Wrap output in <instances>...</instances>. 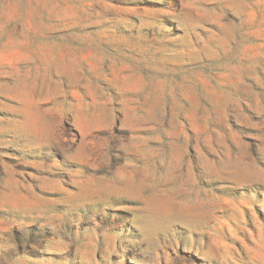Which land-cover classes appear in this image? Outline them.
<instances>
[{
    "label": "rangeland",
    "instance_id": "rangeland-1",
    "mask_svg": "<svg viewBox=\"0 0 264 264\" xmlns=\"http://www.w3.org/2000/svg\"><path fill=\"white\" fill-rule=\"evenodd\" d=\"M0 264H264V0H0Z\"/></svg>",
    "mask_w": 264,
    "mask_h": 264
}]
</instances>
